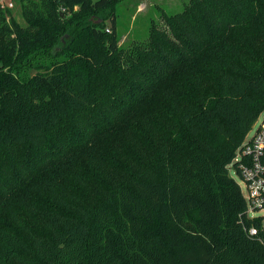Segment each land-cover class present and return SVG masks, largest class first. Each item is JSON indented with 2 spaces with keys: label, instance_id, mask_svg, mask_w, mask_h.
I'll return each mask as SVG.
<instances>
[{
  "label": "trees",
  "instance_id": "obj_1",
  "mask_svg": "<svg viewBox=\"0 0 264 264\" xmlns=\"http://www.w3.org/2000/svg\"><path fill=\"white\" fill-rule=\"evenodd\" d=\"M13 2L0 264H264L229 172L264 113V0H188L127 49L123 0Z\"/></svg>",
  "mask_w": 264,
  "mask_h": 264
},
{
  "label": "rangeland",
  "instance_id": "obj_2",
  "mask_svg": "<svg viewBox=\"0 0 264 264\" xmlns=\"http://www.w3.org/2000/svg\"><path fill=\"white\" fill-rule=\"evenodd\" d=\"M188 0H123L118 8V18L116 32L120 37L122 48L127 49L133 44L145 42L149 37L152 26L164 28V15L175 14L183 9L184 3ZM13 15L22 25L25 21L21 15L18 5L13 9ZM264 113L258 120L259 124ZM256 128V127H255ZM253 131L249 136L253 135ZM230 176L239 184L242 194L247 195L246 186L243 180L236 175L233 168H230ZM250 218L262 217L264 219V209L253 211L248 207ZM264 223V220H263Z\"/></svg>",
  "mask_w": 264,
  "mask_h": 264
},
{
  "label": "built area",
  "instance_id": "obj_3",
  "mask_svg": "<svg viewBox=\"0 0 264 264\" xmlns=\"http://www.w3.org/2000/svg\"><path fill=\"white\" fill-rule=\"evenodd\" d=\"M0 5L3 8H13L14 2L0 0ZM257 123L253 127V135L248 134L236 158L240 163L241 179L246 186L247 195L244 197L253 211L264 209V115L261 122ZM250 233L255 234L256 230L252 229Z\"/></svg>",
  "mask_w": 264,
  "mask_h": 264
}]
</instances>
